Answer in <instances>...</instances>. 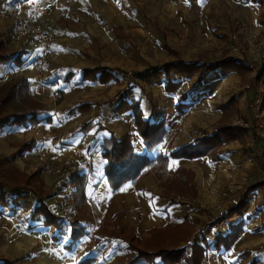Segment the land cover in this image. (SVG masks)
<instances>
[{"label": "rangeland", "instance_id": "obj_1", "mask_svg": "<svg viewBox=\"0 0 264 264\" xmlns=\"http://www.w3.org/2000/svg\"><path fill=\"white\" fill-rule=\"evenodd\" d=\"M13 2L0 0V54L13 56L10 60L0 62V193L4 196V200L0 201V261L9 259L16 264L27 263L31 252L36 249L38 239L30 224H37L42 219V214L35 213L36 207L39 203L48 205L47 200L56 193L62 194L64 198V179L56 174H48L41 167L40 153L45 152L58 164L69 158L61 151L69 147L70 139L76 133L92 129H97L98 133L107 129L106 123H109L117 132L123 133L118 136L111 132L118 138L133 135L137 152H147L150 157L157 158L160 154L168 155L176 150L174 148L191 143L196 138L211 135L219 128H247L246 121L254 119L243 113L244 94L250 89L247 86L264 71V0ZM36 5L42 6L48 27L54 33V54L44 64V77L52 63L68 64L63 65L67 67L60 72L58 70L60 77L55 79L60 78L64 83L70 80L67 79L68 74L79 72V67H107L118 76V80L111 81L118 84L117 94L112 92L111 83L101 86L98 82L80 81L75 85L82 90L81 103H88V106L75 114L69 113L74 101H63L65 92L62 90H50L48 102L38 96L33 85L35 77L32 80L28 76L32 69L26 66L36 52L29 49L28 41L20 39L17 33L18 21L24 19ZM11 11H15L13 15ZM232 58L246 61L250 70L229 72L218 68L204 75L202 84L197 82L201 77L200 72L190 77L173 74L176 81L183 80L181 88L175 93L168 92L165 84L148 82L138 74L156 70L167 62H220ZM26 82L29 85L28 92L24 88ZM200 91H206L207 96L184 113L176 110V104L184 93L191 100V96ZM7 95L9 99L2 102ZM105 96H109V99H105ZM124 98L140 100L145 117L153 122L165 119L167 130L171 128L174 131L173 142L169 143L166 153L154 157L157 144L153 148L145 144L132 113L119 111L117 118L107 120L106 117L114 113ZM62 104L65 106L59 111ZM17 111L26 113L28 118L25 117L17 127L9 128ZM89 121L93 122L92 128L83 130L82 126ZM252 136L253 140L248 139V136L237 139L243 144L237 148L244 150L253 160H264V146L254 152L255 147L247 143L249 140L254 143L258 137L259 140L264 139V135L254 132ZM172 158L169 168L185 170L186 184L180 177L165 182L151 168L132 183L137 186L142 176L151 174L152 177L144 182L149 184L145 185V189L155 182L161 190V196L169 199V206L182 203L188 206L189 212L177 224L188 218L178 227L169 222L167 225H173L169 230L163 228L167 225L154 226L150 237L139 238L138 245L142 249L150 250L153 246L158 250L190 247L200 241L204 233L212 236L205 225L222 215V212L215 211L216 207L210 200H206L217 190L214 187L218 179L214 176L222 171V167L216 168L214 172L209 157L206 162ZM223 184L225 187L220 186L224 190L227 183ZM183 192L189 197H185ZM172 200L181 203L171 204ZM61 203L52 204L53 209L48 206L52 211L66 216L67 222L73 221L75 211L65 215ZM225 217L231 222L235 220L230 214H225ZM154 230L156 234H153ZM183 232H187L188 237L184 238ZM164 235L168 237L166 240ZM170 238L172 242L167 240ZM157 240H164V243L157 244ZM184 242L187 243L182 246ZM250 247L254 255L259 253L260 264H264V240Z\"/></svg>", "mask_w": 264, "mask_h": 264}, {"label": "crops", "instance_id": "obj_2", "mask_svg": "<svg viewBox=\"0 0 264 264\" xmlns=\"http://www.w3.org/2000/svg\"><path fill=\"white\" fill-rule=\"evenodd\" d=\"M10 1L15 3L16 0ZM65 49L67 50V48ZM63 65L68 64L52 63L48 67L45 77L36 86L35 91L44 102H48L51 98L49 96L50 90H62L65 92L62 100L74 101L73 104L71 103V108H73L84 103H81L82 90L78 89L75 84L80 81V83L92 82L83 81L85 68H77V66L75 68L79 72L76 74L71 72L67 76V79L70 80L77 79L75 82L67 80L68 82L64 83L60 78L55 80L56 77H60L58 70L60 72L64 67H67ZM35 75L33 70L28 74L32 80ZM97 82L101 86H108L111 83ZM111 84L113 86L112 92L117 94L118 84ZM250 85V89L244 94L243 110L245 109V111L243 113L246 117H249L248 115L254 117L253 120L246 121L249 131L245 134V137L248 136V139L253 140L252 134L254 132L264 135V130L255 117L259 96L262 95L264 100V71ZM108 97L105 96V99L108 100ZM63 106L65 104L60 105L59 111L62 110ZM110 115L106 117L108 121L109 118H117L120 115L117 107L114 113ZM262 120L264 123V101ZM106 124L107 129L98 133L97 129L76 133L70 139L69 147L62 149V154L68 155L78 166V173L75 178L76 205L73 210L75 215H73V221L67 222L64 218L66 216L54 210L53 212L61 217L59 221L45 224V216L42 215L39 223L30 224L33 227L31 230L38 239L36 249L31 252V257L27 259L25 264H81L83 261V264H129L139 254L137 250L139 238L150 237L154 226L167 225L169 222L174 224L181 222L184 214L189 212L186 204L169 206V199L161 196V190L155 182L145 189V185L149 186V184L144 182L147 178L152 177L151 174L142 176V181L137 186L129 181L120 190L115 191L106 173L107 160L103 156L102 143L111 132L118 136L123 133L117 132L111 124ZM167 132L164 141H161L154 148V157L160 153H166L169 143L173 142L174 131L170 128ZM259 139L258 137L257 140ZM250 140L247 143L255 147L254 152L263 148V138L254 141V143ZM239 145L243 146L238 140H234L225 145L226 147L223 146L221 151L226 152H221L222 158L220 160H214L209 156L194 159L206 162L208 157L211 158L212 163L209 164L213 166L214 172L216 168L222 167V171L214 176L218 179L214 187L217 190L206 199L213 203L216 212H222L221 216L229 215V211L238 205L242 193L248 187L258 184L248 194L249 203L243 213L230 214V216L235 217L234 221L231 222L228 217H225L219 225L217 223V225L205 228L212 236L202 232L204 234L197 243L205 245V242H215L218 234L226 235L230 231L231 224L238 223L240 220L246 222L245 232L231 250H220L211 246L207 249L203 264H251L255 257H259L257 252L254 255L250 246L259 244L264 240V160H253L244 153V150L237 148ZM227 151L229 152L227 153ZM234 154L237 156L233 157ZM172 159L177 160V158ZM225 165L227 168H223ZM223 183H227V188L224 190L221 189L222 186L225 187ZM56 194L47 200L50 207L56 202L61 203L64 199L62 194ZM208 219L206 218V220ZM74 232L78 235L76 240L73 238ZM186 243L184 242L182 246ZM191 250V246L187 247L186 253H190ZM245 251H251V253L242 255ZM133 264H164V262L161 257H156L152 260L138 259ZM180 264H185V262L182 261Z\"/></svg>", "mask_w": 264, "mask_h": 264}, {"label": "trees", "instance_id": "obj_3", "mask_svg": "<svg viewBox=\"0 0 264 264\" xmlns=\"http://www.w3.org/2000/svg\"><path fill=\"white\" fill-rule=\"evenodd\" d=\"M12 57L13 56L10 55L0 54V62L10 60ZM19 60L21 61L22 58H19ZM218 68L225 69L229 72L250 70V66L246 63V61L238 58H232L230 60L220 62H205L204 60H199L193 63H186L183 61L167 62L162 67L156 70L147 71L144 73L139 72L138 74L140 75V78H143L148 82L165 84L166 90L168 92L175 93L181 88L183 80L176 81L173 78V74L178 76L190 77L192 74L200 72L201 77L197 82L199 84H202L203 76L208 72L214 71ZM86 80L91 82L100 81L101 83H109L112 80H118V76L115 74V71L113 69L107 67L85 68L83 81ZM131 81H133L132 78ZM24 88L27 92L29 91V85L27 82ZM206 96V91H200L191 96V100H188L189 96L187 95V93H184L181 96V100L176 104V110L179 113H184L188 108L193 107L196 102ZM4 99L5 100L2 102H5L9 99L8 95ZM87 106L88 103L76 105L69 110V113H79L85 110ZM117 110L122 113H132V115L136 119L140 135L149 148H153L166 136L167 128L165 119L161 118L158 121L153 122L151 119L146 118L144 109L141 107L140 100H127L124 98L118 104ZM25 117L28 118L26 113L17 111L9 124V128L17 127L24 121ZM39 117H37V119ZM92 124L93 122L89 121L82 126V129L89 130L92 128ZM248 131V128H243L240 126L222 127L211 135L196 138L191 143H188L170 152L168 155L160 154L157 158L150 157V154H148L147 152H137L136 144L133 140L132 134H128L123 138H118L114 133H111L110 136L104 138L102 143L103 156L107 160L106 173L115 191L120 190L122 186L129 181H137L138 177L148 168L155 170V173L160 177L161 180H164L165 182H167V180L177 179V177H180L182 179V182L186 184V178H184V175L186 174L185 170L180 168L175 170L169 168L171 157L195 159L198 157L209 156L214 160H220L222 156L219 149L234 140L242 138ZM257 185L258 184L252 187H248L246 191L242 193L238 205L229 211L230 214L233 215L236 213H243L249 203L248 194L255 187H257ZM183 195L185 197H189L185 194V192H183ZM3 197L4 196L1 192L0 201L4 200ZM175 203L181 202H179L178 200L171 201V204ZM35 213L45 216V224H50L61 219L59 215L53 212L52 209L44 203L38 204L35 209ZM221 217L207 223L205 225V228L217 225L219 221L225 219V216ZM187 218H185L183 223L177 224L175 226H181V224L185 223ZM172 227L173 225L169 224L163 228L169 230L172 229ZM245 227V220H240L238 223L231 224L230 231L226 235L218 234L215 242L207 243L206 245H202L197 242L192 244V250L190 253H186L187 246L175 247L171 249L162 248L160 250L156 249V246L153 245V248L150 250L148 248L142 249L138 246L137 250L139 254L137 258L132 260L129 264H133L135 261H138V259L152 260L156 257H161L164 264H180L182 261L185 262V264H203V259L209 247L214 246L216 249L220 250H231L245 232ZM153 234H156L155 230L153 231ZM183 236L184 238L185 236L188 237L187 232H183ZM164 237L165 240L166 238H168L166 235H164ZM73 238L74 240L78 238V235L75 232L73 233ZM167 240H171V238ZM157 241V244L162 245L164 243V240ZM249 253H251V251H245L242 255ZM83 262L81 264H83ZM0 264L16 263L9 259H2L0 261ZM251 264H260V258L255 257Z\"/></svg>", "mask_w": 264, "mask_h": 264}, {"label": "built area", "instance_id": "obj_4", "mask_svg": "<svg viewBox=\"0 0 264 264\" xmlns=\"http://www.w3.org/2000/svg\"><path fill=\"white\" fill-rule=\"evenodd\" d=\"M14 12L11 11V14L13 15ZM17 25L19 38L26 39L29 49L36 52L35 56L26 63V66L30 67L36 73L35 79L33 80V85L36 87L44 77V64L47 63V60L54 54L52 45L54 33L48 27V21L43 15L41 5L34 6L32 11L24 19L18 21ZM262 44L264 45V38ZM247 87L250 88L251 85ZM263 101V96L260 95L257 100L255 117L259 121L260 127L264 129L262 120ZM39 163L48 174H56L64 179V199L61 203V209L65 215L70 214L75 207V178L78 173V166L72 158H67L56 164L45 152L40 153Z\"/></svg>", "mask_w": 264, "mask_h": 264}, {"label": "snow or ice", "instance_id": "obj_5", "mask_svg": "<svg viewBox=\"0 0 264 264\" xmlns=\"http://www.w3.org/2000/svg\"><path fill=\"white\" fill-rule=\"evenodd\" d=\"M173 163H175V162H173Z\"/></svg>", "mask_w": 264, "mask_h": 264}]
</instances>
